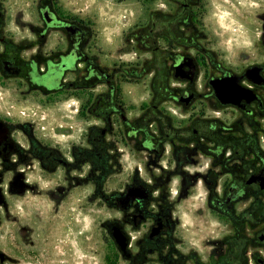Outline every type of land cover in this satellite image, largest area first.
Instances as JSON below:
<instances>
[{"label":"flooded vegetation","instance_id":"1","mask_svg":"<svg viewBox=\"0 0 264 264\" xmlns=\"http://www.w3.org/2000/svg\"><path fill=\"white\" fill-rule=\"evenodd\" d=\"M208 1L162 0L129 37L154 59L125 63L57 0H37L26 22L8 20L0 0L4 202L43 178L59 185L55 199L85 186L130 264H264V0L231 1L256 37L229 64L204 28ZM146 75L143 98L127 100ZM25 104L54 109L52 131L13 110Z\"/></svg>","mask_w":264,"mask_h":264},{"label":"rangeland","instance_id":"2","mask_svg":"<svg viewBox=\"0 0 264 264\" xmlns=\"http://www.w3.org/2000/svg\"><path fill=\"white\" fill-rule=\"evenodd\" d=\"M37 0H8L7 18L10 21L31 18ZM64 12L89 20L96 47L107 54L121 55L126 62L148 63L154 59L150 52L140 51L129 40L135 26H145L148 13L162 12V0H57ZM234 0H209L205 12V29L213 39L218 58L229 64V51L236 53L241 46L252 43L255 32L248 31L242 11L233 6ZM149 75L139 78L138 85L127 88V100H141ZM3 94L0 93V106ZM13 110L25 111L40 119L45 129L52 131L53 110L25 104ZM39 109L41 112H39ZM55 111V110H54ZM40 114V115H39ZM40 188L28 189L19 202L5 203L0 187V264H130L126 255L114 244L104 223L109 211L99 202L88 200L90 188L78 186L58 198L54 179L43 178ZM210 234L219 238L225 227L212 221ZM200 238L196 235V240ZM196 244H200L196 241ZM198 246V245H195Z\"/></svg>","mask_w":264,"mask_h":264},{"label":"water","instance_id":"3","mask_svg":"<svg viewBox=\"0 0 264 264\" xmlns=\"http://www.w3.org/2000/svg\"><path fill=\"white\" fill-rule=\"evenodd\" d=\"M225 79H220V78H216L213 79L211 81V83L214 85L215 87V95L224 103L228 102L229 99L226 98L227 95V91L224 88L225 87ZM223 82V83H222ZM113 239L116 242L121 243L122 245V252L125 254V250H126V242L124 240V237H121L120 234L118 233V231L113 230V235H112Z\"/></svg>","mask_w":264,"mask_h":264}]
</instances>
